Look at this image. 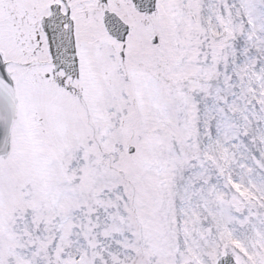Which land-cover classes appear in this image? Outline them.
<instances>
[{
	"label": "snow or ice",
	"instance_id": "snow-or-ice-1",
	"mask_svg": "<svg viewBox=\"0 0 264 264\" xmlns=\"http://www.w3.org/2000/svg\"><path fill=\"white\" fill-rule=\"evenodd\" d=\"M0 264H264V0H0Z\"/></svg>",
	"mask_w": 264,
	"mask_h": 264
}]
</instances>
